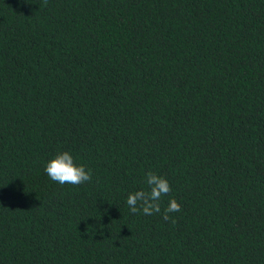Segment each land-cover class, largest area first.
<instances>
[{"label": "trees", "instance_id": "16d2710c", "mask_svg": "<svg viewBox=\"0 0 264 264\" xmlns=\"http://www.w3.org/2000/svg\"><path fill=\"white\" fill-rule=\"evenodd\" d=\"M0 264H264V0H0Z\"/></svg>", "mask_w": 264, "mask_h": 264}, {"label": "clouds", "instance_id": "9594fccd", "mask_svg": "<svg viewBox=\"0 0 264 264\" xmlns=\"http://www.w3.org/2000/svg\"><path fill=\"white\" fill-rule=\"evenodd\" d=\"M47 176L54 182L61 185H80L92 180L91 169L83 164H77L74 157L68 151L57 153L50 159L45 167ZM145 183L148 189H139L127 195L126 203L130 212L136 214L142 212L144 215L161 213V200L171 191V185L165 176L149 171L146 174ZM180 203L172 198L167 207L163 210V219L169 220V214L179 212Z\"/></svg>", "mask_w": 264, "mask_h": 264}]
</instances>
